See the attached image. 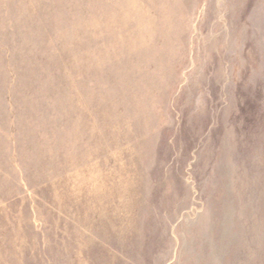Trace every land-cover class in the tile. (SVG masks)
<instances>
[{
    "label": "rangeland",
    "instance_id": "obj_1",
    "mask_svg": "<svg viewBox=\"0 0 264 264\" xmlns=\"http://www.w3.org/2000/svg\"><path fill=\"white\" fill-rule=\"evenodd\" d=\"M0 264H264V0H0Z\"/></svg>",
    "mask_w": 264,
    "mask_h": 264
}]
</instances>
